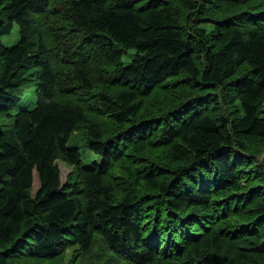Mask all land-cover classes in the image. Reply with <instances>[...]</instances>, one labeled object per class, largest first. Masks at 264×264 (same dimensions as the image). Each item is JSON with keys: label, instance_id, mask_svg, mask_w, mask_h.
<instances>
[{"label": "trees", "instance_id": "1", "mask_svg": "<svg viewBox=\"0 0 264 264\" xmlns=\"http://www.w3.org/2000/svg\"><path fill=\"white\" fill-rule=\"evenodd\" d=\"M263 152L264 0H0V264H264Z\"/></svg>", "mask_w": 264, "mask_h": 264}, {"label": "rangeland", "instance_id": "2", "mask_svg": "<svg viewBox=\"0 0 264 264\" xmlns=\"http://www.w3.org/2000/svg\"><path fill=\"white\" fill-rule=\"evenodd\" d=\"M18 30L15 27L11 34L3 38V43L7 45H12L15 41L18 39ZM134 51L130 50L127 52V54H124L122 57V62L124 64H128L131 62L132 57H133ZM96 120H101V118L96 117ZM68 146L70 147H78L81 151V161L83 165H90L94 161L99 162L100 158L92 153L90 150H88L82 140H80L79 136L78 137H71ZM260 160H264V152L259 156ZM58 166L60 168V178H61V183L64 184L67 179L69 173L72 171V167L66 164L63 161L58 160ZM39 187L38 179L36 173H34V179H33V187L31 190V194L34 195L35 192L37 191ZM104 251L102 250V246L98 243L94 251L88 254L85 258H79V264H106L108 262V259L105 257H102ZM102 254V255H101ZM72 256L71 250L67 252V254L64 257L63 263H57V264H68L70 258Z\"/></svg>", "mask_w": 264, "mask_h": 264}, {"label": "bare ground", "instance_id": "3", "mask_svg": "<svg viewBox=\"0 0 264 264\" xmlns=\"http://www.w3.org/2000/svg\"><path fill=\"white\" fill-rule=\"evenodd\" d=\"M91 165V164H90Z\"/></svg>", "mask_w": 264, "mask_h": 264}]
</instances>
